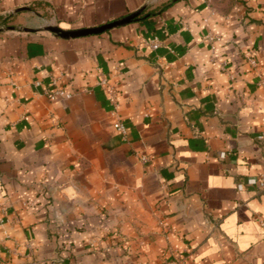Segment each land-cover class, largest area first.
<instances>
[{
  "label": "crops",
  "instance_id": "0c3cea01",
  "mask_svg": "<svg viewBox=\"0 0 264 264\" xmlns=\"http://www.w3.org/2000/svg\"><path fill=\"white\" fill-rule=\"evenodd\" d=\"M140 8L99 34L45 29ZM5 19L0 264H164L176 253L187 264H264V190L246 184L264 175V0H0ZM207 32L221 38L213 51ZM153 38L156 49L142 45ZM98 72L117 88L125 138ZM60 74L69 99L32 85Z\"/></svg>",
  "mask_w": 264,
  "mask_h": 264
},
{
  "label": "built area",
  "instance_id": "2783aa9c",
  "mask_svg": "<svg viewBox=\"0 0 264 264\" xmlns=\"http://www.w3.org/2000/svg\"><path fill=\"white\" fill-rule=\"evenodd\" d=\"M204 38L206 42H208L211 51L215 49V43L221 40L218 34L212 32H207ZM142 45L149 49H156L160 45V41L157 38L142 39ZM244 59L252 70L255 71L257 70L258 62L254 57L253 51H247L244 54ZM220 69L226 72L231 78H233L232 75L227 70V63L225 60H222L220 62ZM256 73H257L258 85L264 86V77L260 72L256 71ZM62 76H63L62 74H60L59 76H51L50 81L47 84H44L41 80L36 79L32 82V85L40 95L45 96L50 101L56 100L58 98L69 99L73 96V94L76 91L66 90L65 83L61 79ZM11 84L15 88L18 87L17 83L12 79H11ZM95 85L100 87L103 91H105L107 95V99L111 106V111H110L111 115L114 117L113 127L119 134H121L123 138H125L127 134V129L120 120V117L118 115L119 101L117 97V88L115 84L112 82L111 77L109 75H106L102 72H98ZM231 153H232L231 151L221 152L219 156L220 158H225ZM140 159L141 161L145 162L147 160V157L143 155L141 156ZM246 184L250 186H255L259 190H264V175L259 174L256 176L249 177L246 179ZM260 224L264 225V220H260ZM159 226L164 231L167 228L163 220L159 221ZM213 227L215 226L213 225ZM3 233L5 236L8 235L7 231L5 230H3ZM189 258L190 257L187 253L186 254L176 253L174 256H172V258L166 259V262H164V264H187ZM31 264H36V263L32 261Z\"/></svg>",
  "mask_w": 264,
  "mask_h": 264
},
{
  "label": "water",
  "instance_id": "95a60500",
  "mask_svg": "<svg viewBox=\"0 0 264 264\" xmlns=\"http://www.w3.org/2000/svg\"><path fill=\"white\" fill-rule=\"evenodd\" d=\"M143 9L144 8H140L128 15H125L124 17L111 20L107 23H104V24H101L95 27L63 30L56 26H47L45 27V29L56 34L57 36L61 38H74V37H80V36H86V35H92V34H99L109 29H112L114 27H117V26H120L126 23H130L142 13Z\"/></svg>",
  "mask_w": 264,
  "mask_h": 264
},
{
  "label": "trees",
  "instance_id": "16d2710c",
  "mask_svg": "<svg viewBox=\"0 0 264 264\" xmlns=\"http://www.w3.org/2000/svg\"><path fill=\"white\" fill-rule=\"evenodd\" d=\"M149 14H150V13L144 15L143 17H146V16L149 15ZM6 21H7L6 19H5V20H2L1 23H0V25H2V24H3V25H6Z\"/></svg>",
  "mask_w": 264,
  "mask_h": 264
},
{
  "label": "rangeland",
  "instance_id": "374dc122",
  "mask_svg": "<svg viewBox=\"0 0 264 264\" xmlns=\"http://www.w3.org/2000/svg\"><path fill=\"white\" fill-rule=\"evenodd\" d=\"M157 224L159 225V220H158Z\"/></svg>",
  "mask_w": 264,
  "mask_h": 264
}]
</instances>
